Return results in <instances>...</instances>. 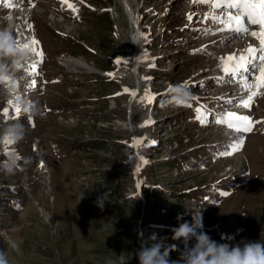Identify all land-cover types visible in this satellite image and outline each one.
Listing matches in <instances>:
<instances>
[{
    "label": "rangeland",
    "instance_id": "obj_1",
    "mask_svg": "<svg viewBox=\"0 0 264 264\" xmlns=\"http://www.w3.org/2000/svg\"><path fill=\"white\" fill-rule=\"evenodd\" d=\"M88 1L91 10L83 6L80 12L84 22L80 17L77 21L63 16L55 19L56 10L48 5L52 3L44 2L52 13L36 9L35 19L48 25L46 30L39 26V33L49 53L46 68L55 81L44 82L41 90L47 93L43 97L79 117L68 123L51 117L50 126L37 117L38 129L28 128L25 140L17 145L19 154L34 155V138H38L37 154L47 157L43 169L47 173L39 170L40 162L38 167L34 158L14 175L0 171V224L4 226L0 241L9 264H106L122 252L131 261L128 253L139 249L140 232L145 239L153 232L159 239L169 237L168 229L176 226L177 216L190 220L188 208L193 207L205 209L204 227L213 228L209 235L226 239L221 243H264V134L248 139L250 160L246 156L243 166L247 169L228 178L225 193L229 196L222 205L203 187L226 180V171L242 165V158L216 163L201 173L167 167L192 145L202 140L217 142V133L198 132L186 120L185 111L162 107L154 99L155 93L170 85L201 82L204 73L215 67L214 59L191 56L189 49L196 45L187 47L181 39L187 27L191 39L184 43L207 42L201 39L206 31L197 23L202 7L193 9L192 1L182 0ZM126 2L135 10L129 13ZM102 9L108 13L97 15ZM137 14L143 31L139 29L134 36ZM4 27L8 26L0 25ZM141 34L145 57L140 69ZM71 53L89 68H78L79 78L70 73L72 67H64ZM134 56L135 69L140 70L137 76ZM139 84L143 90L138 93ZM27 97L40 103V95ZM5 98L0 90V130L17 119L27 128L23 117H12L11 101L5 103ZM91 138L99 143L98 149L93 148ZM54 141L60 142L58 151H52ZM4 148L0 142V161L10 154L1 153ZM205 197L209 200L204 203ZM17 204L25 210L20 212ZM171 255L178 257L176 252ZM131 264L138 260L133 258Z\"/></svg>",
    "mask_w": 264,
    "mask_h": 264
},
{
    "label": "clouds",
    "instance_id": "obj_2",
    "mask_svg": "<svg viewBox=\"0 0 264 264\" xmlns=\"http://www.w3.org/2000/svg\"><path fill=\"white\" fill-rule=\"evenodd\" d=\"M30 58L31 48L28 43L19 40L11 28H0V90L6 96L5 103L10 100L22 116L26 115L29 118L36 115V105L24 91L26 66ZM18 73L20 75H17ZM192 99V91L187 83L182 82L169 86L167 97L161 101V106L180 108L188 105ZM26 135L25 124L17 119L0 130V142L7 140L12 146H17L25 140ZM31 162V157L23 156L18 151L12 152L0 161V171L14 175ZM99 206L103 207L100 204ZM188 210L191 219L186 220L183 215H178L176 226L168 229L169 237L159 239L153 232L145 239L143 232H140L139 249L128 253L132 259H137L138 264H264V243L216 241L204 229L205 209L193 207ZM150 227L163 229L162 225ZM169 240L172 243H169ZM173 252L178 253L176 259L172 258ZM131 261L122 252L115 259L109 258L106 264H131ZM0 264H9L7 254L3 251H0Z\"/></svg>",
    "mask_w": 264,
    "mask_h": 264
},
{
    "label": "snow or ice",
    "instance_id": "obj_3",
    "mask_svg": "<svg viewBox=\"0 0 264 264\" xmlns=\"http://www.w3.org/2000/svg\"><path fill=\"white\" fill-rule=\"evenodd\" d=\"M210 7L213 8L212 16L208 17L214 24L220 25L221 30L233 32L239 35H257V33L250 32L251 25L260 24L264 28V0H207ZM219 13V15H217ZM191 19V17H189ZM37 43L32 40L28 43L29 46ZM248 55H241L239 58L231 56L228 58V64L223 67V71L227 73L229 79L234 77H241V83H248L247 74L249 71H260L264 75V39L261 40V47L259 49L250 47L246 50ZM260 54L257 56L256 53ZM41 57L42 53H37ZM36 66H32V74L37 75ZM245 91H250L245 89ZM153 99L152 97L148 98ZM231 104L232 101H227ZM249 100H240L239 106H249ZM188 106V105H186ZM19 111V109H16ZM227 117H234L233 121L228 122L229 127H234L237 131H248L251 127L250 123H246L248 118L243 116H236L234 113H226ZM151 123V121H149ZM5 147L10 142L5 141Z\"/></svg>",
    "mask_w": 264,
    "mask_h": 264
},
{
    "label": "bare ground",
    "instance_id": "obj_4",
    "mask_svg": "<svg viewBox=\"0 0 264 264\" xmlns=\"http://www.w3.org/2000/svg\"><path fill=\"white\" fill-rule=\"evenodd\" d=\"M34 1V4L37 6V7H42L43 8V10L41 11V13L43 14V13H45L46 11H49V12H51L52 13V10H50V9H48L47 8V5H46V3H44V0H32V2ZM53 2H56L55 0H52ZM65 1H68V0H65ZM74 0H70V2H73ZM136 2V1H135ZM57 4H59L58 2H56ZM44 5H45V7L46 8H44ZM52 9H54V10H56V11H54V15H57V14H60V13H64V14H66V8L68 7V9L71 11V12H73L74 10H76V8H74V7H72V5L70 6V5H68L67 6V4H63V6H61V9H59L56 5H53V4H48ZM133 6V5H132ZM132 6H131V4H129V3H125V8L127 9V11L130 13L132 10H135V9H133L132 8ZM131 17H132V13H131ZM17 23H18V21H17ZM253 36V37H252ZM262 39H264V33L263 34H261V35H259V36H257V35H252L251 34V42H253V43H255L254 45H257V44H259V42L262 40ZM192 42H193V40H192ZM32 51V50H31ZM33 55H34V53H32L31 52V58L33 57ZM30 58V59H31ZM78 60H80V59H77V58H74V57H69L67 60H66V62H67V64H68V66H70V67H72L73 69H77V68H87V69H89L84 63H82V62H80V61H78ZM28 66V65H27ZM91 70H93L92 68H90V70H89V72L91 71ZM112 76V75H111ZM248 146H249V143H248ZM247 146V147H248ZM246 153V151L244 152V154Z\"/></svg>",
    "mask_w": 264,
    "mask_h": 264
},
{
    "label": "trees",
    "instance_id": "obj_5",
    "mask_svg": "<svg viewBox=\"0 0 264 264\" xmlns=\"http://www.w3.org/2000/svg\"><path fill=\"white\" fill-rule=\"evenodd\" d=\"M102 145H104V144L102 143ZM97 146H99V144H97Z\"/></svg>",
    "mask_w": 264,
    "mask_h": 264
}]
</instances>
